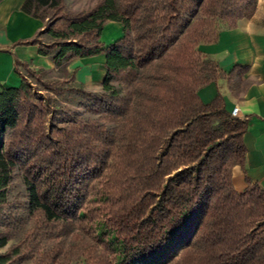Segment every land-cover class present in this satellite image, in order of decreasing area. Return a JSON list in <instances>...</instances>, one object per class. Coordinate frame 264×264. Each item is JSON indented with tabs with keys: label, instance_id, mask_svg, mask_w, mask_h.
<instances>
[{
	"label": "trees",
	"instance_id": "1",
	"mask_svg": "<svg viewBox=\"0 0 264 264\" xmlns=\"http://www.w3.org/2000/svg\"><path fill=\"white\" fill-rule=\"evenodd\" d=\"M256 6L25 0L43 26L14 46L54 69L13 57L20 85L0 91V264H264V190L231 181L248 118L197 95L217 79L244 90L240 68L226 74L197 47ZM108 22L122 36L105 46ZM100 54L99 88L76 85L67 66Z\"/></svg>",
	"mask_w": 264,
	"mask_h": 264
},
{
	"label": "crops",
	"instance_id": "2",
	"mask_svg": "<svg viewBox=\"0 0 264 264\" xmlns=\"http://www.w3.org/2000/svg\"><path fill=\"white\" fill-rule=\"evenodd\" d=\"M24 2H0V91L20 85V79L14 73L13 57L35 69H54L51 60L38 54L36 46H14L17 41L31 38L43 26L41 21L21 11ZM111 34L115 40L107 41L106 37ZM121 36V25L108 22L100 40L107 46ZM197 50L226 74L234 67L241 69L245 87L237 95L228 89L225 79H217L200 88L197 95L204 104L220 95L227 112L237 107V117L248 118L243 135L244 166L243 169L239 166L232 169L231 181L237 192L246 188V180L264 190V0H257L256 10L250 18L239 20L234 28L222 30L215 43L199 45ZM104 62V54L74 59L67 70L75 69L76 85L97 90L105 76Z\"/></svg>",
	"mask_w": 264,
	"mask_h": 264
},
{
	"label": "rangeland",
	"instance_id": "3",
	"mask_svg": "<svg viewBox=\"0 0 264 264\" xmlns=\"http://www.w3.org/2000/svg\"><path fill=\"white\" fill-rule=\"evenodd\" d=\"M95 3V0H66V6L69 10L78 11L83 8L92 6ZM107 41L115 40L114 35H109ZM10 245V244H9Z\"/></svg>",
	"mask_w": 264,
	"mask_h": 264
},
{
	"label": "built area",
	"instance_id": "4",
	"mask_svg": "<svg viewBox=\"0 0 264 264\" xmlns=\"http://www.w3.org/2000/svg\"><path fill=\"white\" fill-rule=\"evenodd\" d=\"M237 113H238V109H237V107L233 108L232 111L230 112V114H231L232 116H237Z\"/></svg>",
	"mask_w": 264,
	"mask_h": 264
}]
</instances>
